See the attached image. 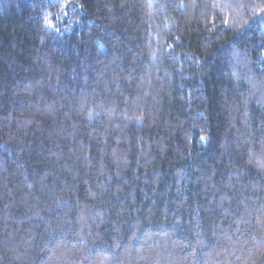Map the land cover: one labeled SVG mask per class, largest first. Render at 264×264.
<instances>
[{
  "label": "trees",
  "instance_id": "1",
  "mask_svg": "<svg viewBox=\"0 0 264 264\" xmlns=\"http://www.w3.org/2000/svg\"><path fill=\"white\" fill-rule=\"evenodd\" d=\"M0 264H264V0H0Z\"/></svg>",
  "mask_w": 264,
  "mask_h": 264
},
{
  "label": "snow or ice",
  "instance_id": "2",
  "mask_svg": "<svg viewBox=\"0 0 264 264\" xmlns=\"http://www.w3.org/2000/svg\"><path fill=\"white\" fill-rule=\"evenodd\" d=\"M203 139V138H202Z\"/></svg>",
  "mask_w": 264,
  "mask_h": 264
}]
</instances>
